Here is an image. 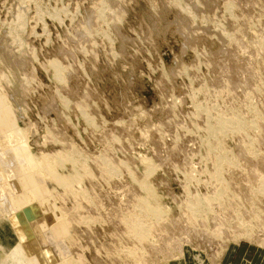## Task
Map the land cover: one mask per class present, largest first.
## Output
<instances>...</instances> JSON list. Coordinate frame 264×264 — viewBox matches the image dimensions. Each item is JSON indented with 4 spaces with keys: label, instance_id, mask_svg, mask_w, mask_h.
I'll list each match as a JSON object with an SVG mask.
<instances>
[{
    "label": "rangeland",
    "instance_id": "obj_1",
    "mask_svg": "<svg viewBox=\"0 0 264 264\" xmlns=\"http://www.w3.org/2000/svg\"><path fill=\"white\" fill-rule=\"evenodd\" d=\"M9 187L46 205L45 244ZM243 246L264 255V0H0V264Z\"/></svg>",
    "mask_w": 264,
    "mask_h": 264
},
{
    "label": "bare ground",
    "instance_id": "obj_2",
    "mask_svg": "<svg viewBox=\"0 0 264 264\" xmlns=\"http://www.w3.org/2000/svg\"><path fill=\"white\" fill-rule=\"evenodd\" d=\"M230 126L232 127L233 130H237V129H240L241 123H234V122H231V121H226V122L221 123V128L222 129H225V128L230 127ZM16 177H17V179H16L17 185L26 186L28 184L27 183V179L25 178V174L23 172H19L18 176L16 175ZM12 182H9L10 185H11ZM3 183H4V181H3ZM17 185H16V187H18ZM8 186H9V184H8ZM4 188H6V187H4ZM9 188L11 190L10 191L8 190V193H11V195L13 194L14 200H16L17 202L21 201V202H24V203L28 204L27 206L29 207V210H30V212L32 214L33 219L35 221H37V223L32 226V228L34 229V234L37 236L38 239L41 238L40 240L42 241V243L45 244L46 242H45L44 239H45L46 235H44V232H45V230L47 229V226H48V224H47L48 212H47L46 205L44 203H41V202L38 201L37 197L33 193L30 192V191H32L30 188H29L30 191H28V189L25 187L26 188L25 189V193H23V194L21 193L22 191H20L21 189L17 190L15 188H13V189L11 187H9ZM1 189H3V187ZM7 189L8 188H6V190L5 189L4 190L7 191ZM16 190L20 191V192L18 193ZM6 194H7V192H6ZM7 195L9 196V194H7ZM127 224H130V228L131 227L134 228V230L137 232V236L139 238L146 239L148 237L149 230L147 229V224L144 223V221L141 218L140 219L136 218L133 221H129L128 220ZM48 231H50V229ZM45 246L47 247L48 245L46 244ZM50 249H52L51 246H50ZM50 252H52V251H50ZM51 255H53V254H51Z\"/></svg>",
    "mask_w": 264,
    "mask_h": 264
},
{
    "label": "crops",
    "instance_id": "obj_3",
    "mask_svg": "<svg viewBox=\"0 0 264 264\" xmlns=\"http://www.w3.org/2000/svg\"><path fill=\"white\" fill-rule=\"evenodd\" d=\"M247 247V246H246ZM242 247L237 253L233 262H228V264H264V255L260 254L257 259L254 255L252 256V250L250 248ZM224 259V258H223ZM221 264H223L221 262Z\"/></svg>",
    "mask_w": 264,
    "mask_h": 264
}]
</instances>
